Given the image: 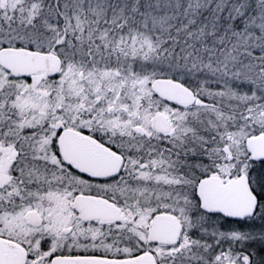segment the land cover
I'll return each mask as SVG.
<instances>
[{
  "label": "snow or ice",
  "instance_id": "obj_1",
  "mask_svg": "<svg viewBox=\"0 0 264 264\" xmlns=\"http://www.w3.org/2000/svg\"><path fill=\"white\" fill-rule=\"evenodd\" d=\"M0 264H264V0H0Z\"/></svg>",
  "mask_w": 264,
  "mask_h": 264
}]
</instances>
